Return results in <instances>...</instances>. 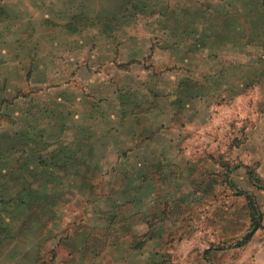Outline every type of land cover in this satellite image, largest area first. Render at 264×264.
Here are the masks:
<instances>
[{"label":"rangeland","instance_id":"rangeland-1","mask_svg":"<svg viewBox=\"0 0 264 264\" xmlns=\"http://www.w3.org/2000/svg\"><path fill=\"white\" fill-rule=\"evenodd\" d=\"M0 173V264H264V0H0Z\"/></svg>","mask_w":264,"mask_h":264},{"label":"trees","instance_id":"trees-1","mask_svg":"<svg viewBox=\"0 0 264 264\" xmlns=\"http://www.w3.org/2000/svg\"><path fill=\"white\" fill-rule=\"evenodd\" d=\"M81 13L79 14V17H76L75 19L71 20V21H68L67 23L63 24L61 27H63L64 29H66L67 31H69L70 33H76L78 32V30L82 27L85 28V26L87 24H83V21H85V17H83V20H81ZM81 22L83 25H81ZM86 23V22H85ZM112 28V24H109L108 26V30ZM107 30V32H108ZM20 158V157H19ZM24 166H26V163H23ZM16 168H18V166L16 165ZM7 174V173H6ZM4 174L0 173V177H2ZM3 189H0V192H2ZM18 203H21L23 204V202L21 201H18ZM25 204V203H24ZM23 204V205H24ZM33 212V211H32ZM34 215H37L36 218H37V221H36V224L38 223V212H33ZM245 238V237H244Z\"/></svg>","mask_w":264,"mask_h":264}]
</instances>
